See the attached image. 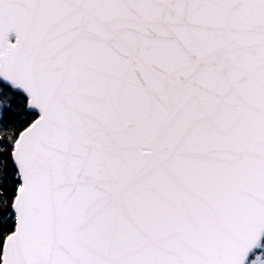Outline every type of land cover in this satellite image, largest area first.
<instances>
[{
	"label": "snow or ice",
	"instance_id": "6c2138e0",
	"mask_svg": "<svg viewBox=\"0 0 264 264\" xmlns=\"http://www.w3.org/2000/svg\"><path fill=\"white\" fill-rule=\"evenodd\" d=\"M0 264H264V0H0Z\"/></svg>",
	"mask_w": 264,
	"mask_h": 264
}]
</instances>
